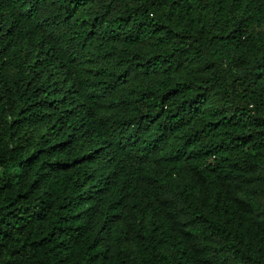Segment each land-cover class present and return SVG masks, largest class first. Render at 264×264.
<instances>
[{"label":"trees","instance_id":"obj_1","mask_svg":"<svg viewBox=\"0 0 264 264\" xmlns=\"http://www.w3.org/2000/svg\"><path fill=\"white\" fill-rule=\"evenodd\" d=\"M0 264H264V0H0Z\"/></svg>","mask_w":264,"mask_h":264}]
</instances>
